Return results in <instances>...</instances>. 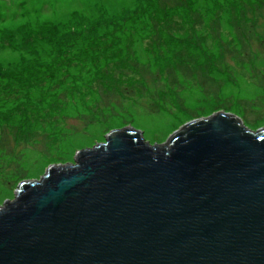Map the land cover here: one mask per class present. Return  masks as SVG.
I'll use <instances>...</instances> for the list:
<instances>
[{"label":"rangeland","instance_id":"rangeland-1","mask_svg":"<svg viewBox=\"0 0 264 264\" xmlns=\"http://www.w3.org/2000/svg\"><path fill=\"white\" fill-rule=\"evenodd\" d=\"M264 128V0H0V206L133 128Z\"/></svg>","mask_w":264,"mask_h":264},{"label":"water","instance_id":"water-1","mask_svg":"<svg viewBox=\"0 0 264 264\" xmlns=\"http://www.w3.org/2000/svg\"><path fill=\"white\" fill-rule=\"evenodd\" d=\"M0 264H264V128L112 130L0 206Z\"/></svg>","mask_w":264,"mask_h":264}]
</instances>
